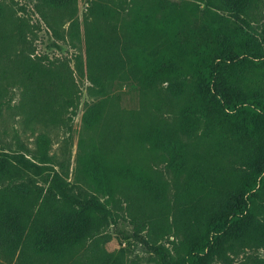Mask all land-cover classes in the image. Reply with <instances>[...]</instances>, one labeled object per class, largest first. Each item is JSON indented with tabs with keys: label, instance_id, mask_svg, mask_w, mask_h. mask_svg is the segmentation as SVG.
<instances>
[{
	"label": "trees",
	"instance_id": "obj_1",
	"mask_svg": "<svg viewBox=\"0 0 264 264\" xmlns=\"http://www.w3.org/2000/svg\"><path fill=\"white\" fill-rule=\"evenodd\" d=\"M40 1L76 22L78 0ZM258 2L130 0L117 8L101 0L91 7L101 28L93 24L88 37V92L104 95L109 81L140 79V109L124 113L131 163L104 155L106 139L116 142L111 135L101 150L94 146L81 156V181L99 197L72 192L47 135L37 139L35 161L0 151V260L127 264L122 251L104 248L100 214L111 215L108 205H119L117 196L130 191L153 211L148 225L138 224L139 232L149 227L147 244L158 253L160 241L176 240L173 261L157 264H211L225 245L245 240L264 250V91L244 85L249 75L264 74V37L248 20ZM226 14L244 16L241 25ZM4 82L0 75V105ZM105 111L101 101L84 114L87 134ZM153 153L168 155L176 179L185 178L186 190L177 187L172 201L168 183L148 163ZM197 191L213 198L202 202L189 194ZM168 205H176L179 215L153 218ZM92 237L90 253L80 255Z\"/></svg>",
	"mask_w": 264,
	"mask_h": 264
},
{
	"label": "rangeland",
	"instance_id": "obj_2",
	"mask_svg": "<svg viewBox=\"0 0 264 264\" xmlns=\"http://www.w3.org/2000/svg\"><path fill=\"white\" fill-rule=\"evenodd\" d=\"M102 1L120 8L124 1L129 3L130 0ZM97 4L101 5V0H78L76 22L72 24L70 14L45 7L40 0H0V75L6 85L0 105V151L24 155L35 161L37 139L42 134L47 135L51 140L50 153L63 164L72 192L101 197L94 186L81 181L80 158L84 153L92 152L94 146L101 150V141L111 135L116 142L106 139L104 155L131 163L133 152L126 153L128 125L124 113L138 111L141 104L138 76L109 81L104 95L92 96L88 92L92 86L86 66L88 37L93 24L97 23L101 28V20L96 22L90 17L89 10ZM123 5L128 7L126 3ZM126 14L124 12V17L128 18ZM226 16L238 26L244 18L242 15ZM248 20L252 31L264 37V0H259ZM244 85L247 89L264 91V74L249 75ZM101 101L105 102L104 119L87 134L83 116ZM148 163L168 183L169 201L175 199L177 187L180 191L186 190L184 176L177 180L170 170L168 155L149 154ZM52 167L61 172L59 165ZM189 194L202 202L213 198L204 191ZM117 197L121 201L119 205H108L111 215L100 214L104 218L101 235L107 240L106 251H122L127 264L173 261L177 246L173 244L176 242L174 237L160 241L157 246L160 252L157 253L147 244V241L151 243L149 227L139 232L138 224L145 222L148 225V216L153 214L147 208L149 206L138 205L139 196L132 191ZM168 206L163 213L154 211L156 217L153 218L164 220L179 215L176 205ZM95 238L86 241L80 255L90 253ZM262 259L264 250L245 240L225 245L223 253L211 264H259ZM0 264L7 263L0 260Z\"/></svg>",
	"mask_w": 264,
	"mask_h": 264
}]
</instances>
